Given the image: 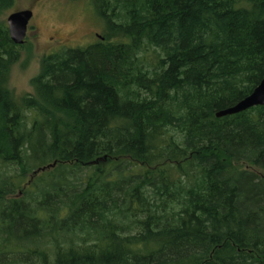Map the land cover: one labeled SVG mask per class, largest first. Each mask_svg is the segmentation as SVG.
Returning <instances> with one entry per match:
<instances>
[{
  "label": "trees",
  "instance_id": "16d2710c",
  "mask_svg": "<svg viewBox=\"0 0 264 264\" xmlns=\"http://www.w3.org/2000/svg\"><path fill=\"white\" fill-rule=\"evenodd\" d=\"M91 1L33 95L0 19V264H264V0Z\"/></svg>",
  "mask_w": 264,
  "mask_h": 264
},
{
  "label": "rangeland",
  "instance_id": "374dc122",
  "mask_svg": "<svg viewBox=\"0 0 264 264\" xmlns=\"http://www.w3.org/2000/svg\"><path fill=\"white\" fill-rule=\"evenodd\" d=\"M23 9H32L33 18L7 80L8 88L17 97L35 93L32 80L40 74L46 55L91 46L105 33L91 0H15L0 19L7 23L12 12Z\"/></svg>",
  "mask_w": 264,
  "mask_h": 264
},
{
  "label": "water",
  "instance_id": "95a60500",
  "mask_svg": "<svg viewBox=\"0 0 264 264\" xmlns=\"http://www.w3.org/2000/svg\"><path fill=\"white\" fill-rule=\"evenodd\" d=\"M33 17L32 9H23L12 12L7 18V26L11 40L16 45H22L25 42L27 36V30L29 22ZM264 105V79L254 88V90L240 100L235 105L228 107L224 110L217 112V117L237 114L246 111L252 107ZM56 163H52L47 167H41L37 169L34 174L45 170L48 167L55 166Z\"/></svg>",
  "mask_w": 264,
  "mask_h": 264
},
{
  "label": "flooded vegetation",
  "instance_id": "af4514ba",
  "mask_svg": "<svg viewBox=\"0 0 264 264\" xmlns=\"http://www.w3.org/2000/svg\"><path fill=\"white\" fill-rule=\"evenodd\" d=\"M29 25H30V23H29ZM28 28H29V26H28ZM28 31V30H27Z\"/></svg>",
  "mask_w": 264,
  "mask_h": 264
}]
</instances>
